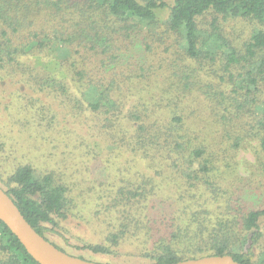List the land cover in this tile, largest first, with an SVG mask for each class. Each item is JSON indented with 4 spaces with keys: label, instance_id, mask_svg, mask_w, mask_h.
Segmentation results:
<instances>
[{
    "label": "trees",
    "instance_id": "16d2710c",
    "mask_svg": "<svg viewBox=\"0 0 264 264\" xmlns=\"http://www.w3.org/2000/svg\"><path fill=\"white\" fill-rule=\"evenodd\" d=\"M9 85L28 137L79 159L0 140V186L47 240L79 256L49 236L69 242L76 220L98 227L76 247L101 263L264 264V173L238 158L264 157V0H0ZM114 158L132 171L82 181ZM0 264H40L2 220Z\"/></svg>",
    "mask_w": 264,
    "mask_h": 264
},
{
    "label": "rangeland",
    "instance_id": "374dc122",
    "mask_svg": "<svg viewBox=\"0 0 264 264\" xmlns=\"http://www.w3.org/2000/svg\"><path fill=\"white\" fill-rule=\"evenodd\" d=\"M238 24L246 25L245 22H240ZM138 55H141L139 51L135 52ZM49 100V99H48ZM22 101V100H21ZM23 102V101H22ZM19 96L17 93H14V87L6 86L2 88L0 87V140L5 141L7 140V148L12 149H18L16 154H26L30 160L32 161H47L51 164H54L58 160H64L65 158L68 159L69 162H76L79 159H73L70 154H61V156L56 158V155L51 156V153L54 152V148L50 143H44L40 144L39 141L32 140L31 137H28V133L26 130L28 128H31L29 123L22 125L20 123H17V118L13 119V116L17 114V109L19 108ZM32 129V128H31ZM35 134V133H34ZM248 137V136H247ZM253 143V141H252ZM246 144V141H245ZM251 146V145H248ZM257 150V147L253 149H242L239 152L238 158L242 161L241 166H244L243 159L250 160L258 164L262 172L264 173V157L262 155H258L255 151ZM102 150L100 149L99 152ZM259 151V150H258ZM45 153L46 155H42ZM113 157V155L111 156ZM115 161H109L105 162V159L103 160V163L101 162L102 159L99 161H94V163H88L85 164L88 166L85 170L82 171L83 174V180L82 181H95L100 178L99 180H103V178L107 177H113L117 170H124L125 173L131 170L133 163L127 165L125 167L124 165H120V162L117 161L116 158H114ZM117 162V164L115 163ZM139 167L142 169L143 166L139 164ZM134 170V169H133ZM136 170V169H135ZM249 171V170H248ZM242 172L244 175H247L248 172L246 171V168L242 167ZM114 174V175H113ZM257 194L255 196L257 202H254V205H259L262 201H264V185L263 189L257 190ZM255 199V200H256ZM263 203V202H262ZM260 224L262 227V230L264 232V216L260 218ZM69 228L72 232L71 238L69 242H65L64 239L58 235L51 233L49 234L50 238L55 241L58 245H61L63 247H66L68 250H70L72 253L81 255L85 257L88 260L96 261V262H103L106 257L100 254H92L87 249H79L76 247L77 245L82 246V244L86 241H88L90 238L92 240H95V234H93L94 231L98 230V227H90L89 224L85 223V221L79 223L76 220H71L68 223ZM245 248L249 247L251 245L250 241L247 239L244 242ZM255 253L259 255L264 251V236L259 241V244L254 247ZM123 260V259H122ZM118 261V262H117ZM115 264H134V263H120V259H114Z\"/></svg>",
    "mask_w": 264,
    "mask_h": 264
},
{
    "label": "water",
    "instance_id": "95a60500",
    "mask_svg": "<svg viewBox=\"0 0 264 264\" xmlns=\"http://www.w3.org/2000/svg\"><path fill=\"white\" fill-rule=\"evenodd\" d=\"M0 220L40 264H107L72 255L41 235L25 218L13 198L0 186ZM168 264H244L232 255H206Z\"/></svg>",
    "mask_w": 264,
    "mask_h": 264
}]
</instances>
